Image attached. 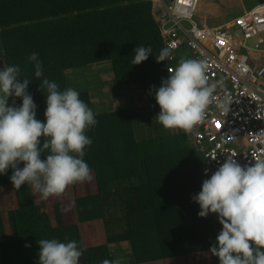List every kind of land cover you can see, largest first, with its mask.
<instances>
[{
    "label": "trees",
    "instance_id": "1",
    "mask_svg": "<svg viewBox=\"0 0 264 264\" xmlns=\"http://www.w3.org/2000/svg\"><path fill=\"white\" fill-rule=\"evenodd\" d=\"M161 43L151 0H0V66L18 64L21 78L32 81L28 91L37 118L45 120L46 95L43 78L34 76L27 59L32 52L43 62L44 76L61 90L77 89L98 121L87 130L93 143L84 156L97 190L90 183L84 193L74 189L78 221L67 217L65 200L42 199L27 184L15 189L11 168L0 174V196L6 199L0 207V264H38L42 238L77 240L83 264L115 261L118 251L129 264L162 258L195 264L203 253L219 264L210 246L222 225L199 216L192 200L202 186L200 155L185 134H167L154 122L160 107L149 82L158 85L164 73L156 59ZM136 46L153 53L132 65ZM102 72L116 81L109 91ZM133 87L139 89L130 95ZM94 222L100 228L86 235Z\"/></svg>",
    "mask_w": 264,
    "mask_h": 264
},
{
    "label": "clouds",
    "instance_id": "2",
    "mask_svg": "<svg viewBox=\"0 0 264 264\" xmlns=\"http://www.w3.org/2000/svg\"><path fill=\"white\" fill-rule=\"evenodd\" d=\"M151 2L163 42L156 59H166V68L162 71L167 75L161 79L159 87L152 85L149 89V94L155 95L160 106L154 122L160 124L167 134L169 130L171 135L180 133L188 137L190 146L201 158L199 175L202 181L203 154L189 133L205 118L209 104L216 99V84L209 82L205 62L196 58H182L174 69L167 71L170 53L178 57L182 54L181 47L191 48L185 43L188 40L185 31L181 34L185 44L179 49L166 46L163 30L174 25L172 20L165 24L158 14L169 4L159 0ZM262 4L264 1L243 12ZM242 13L220 25L230 24L232 30L234 18ZM192 20L199 26H209L198 23L194 16ZM181 24L186 28L192 21L183 20ZM237 32L240 33V30ZM259 36L264 37V32ZM252 38L256 39L254 48H264V42L256 46L257 36L245 40ZM133 52L132 65L145 61L153 53L151 47L144 46H136ZM27 59L33 64L34 76L43 78L39 82L40 90L44 89L42 92L46 95L45 120L37 118L38 105L28 91L32 81L21 78L20 65L0 66V174H6L11 168L10 180L15 189L20 190L22 185L27 184L46 200L59 196L69 185L93 179L84 156L86 147L93 143L87 130L98 121L77 89L69 87L61 90L55 80L44 76L43 62L37 52H32ZM263 81L264 77L261 79L262 87ZM9 98H12L11 104ZM16 98H22V103L17 104ZM231 102L226 97L218 102L217 107L227 113ZM222 126L223 121L218 122V127ZM235 155L228 154L223 163L202 181L201 190L192 196V200L200 206L199 216L218 220L222 225L210 246L211 253L219 258V264H264V158L253 156L254 163L241 165ZM38 244V264H83L81 259L85 260L83 249L75 239L42 238ZM165 259L168 258L153 261L152 264H163ZM102 264L119 262L104 259Z\"/></svg>",
    "mask_w": 264,
    "mask_h": 264
},
{
    "label": "built area",
    "instance_id": "3",
    "mask_svg": "<svg viewBox=\"0 0 264 264\" xmlns=\"http://www.w3.org/2000/svg\"><path fill=\"white\" fill-rule=\"evenodd\" d=\"M159 1L169 5L164 6L158 17L165 24L172 20L174 25L163 30L166 46L176 50L187 43L192 49V57L194 54V58L205 62L209 82L216 84V99L209 104L205 118L189 133L203 154L202 181L223 163L228 154H236L234 158L241 165L254 163L253 156L264 158V87L261 86L264 67L250 64L249 57L240 52L237 43L241 38L246 46L245 39L253 36L258 37L257 47L264 42V37L259 36L264 32V4L234 18V28L240 30L239 33L227 24L197 25L192 18L201 0ZM183 20H191L192 24L183 28ZM184 31L188 38L185 43L181 37ZM170 55L167 71L178 64L177 57L173 53ZM226 97L232 102L229 111L224 113L217 104ZM220 121H223L221 128L218 127Z\"/></svg>",
    "mask_w": 264,
    "mask_h": 264
},
{
    "label": "crops",
    "instance_id": "4",
    "mask_svg": "<svg viewBox=\"0 0 264 264\" xmlns=\"http://www.w3.org/2000/svg\"><path fill=\"white\" fill-rule=\"evenodd\" d=\"M221 1L222 2H218V0H210L207 4L201 6L200 11L202 12V15L200 17H198L197 22L207 24L209 26H217L220 24H224V23L228 22V20L230 18H232L234 15H238V14L242 13L245 9L251 8V7L255 6L256 4L263 2L264 0H236L235 2H233L231 0H221ZM251 1H253V2L249 3ZM222 3H224L225 6L228 5V7H230L231 10L234 11V13L230 14L228 17L220 14V16H221V18H220L217 16L218 13H216V15L213 16L214 11H218L220 9H226L227 6L225 7ZM154 17H156V16L154 15ZM237 43L240 45V48H239L240 52L249 56L250 64H254L256 66L264 64V48L258 49V48L253 47L254 44L256 43L255 38H252V39L246 41V46H243V40H241V38L237 39ZM162 46H163V42L161 43V48H162ZM181 51H182V54L178 57L176 56L177 57L176 63H179V61L182 58H189V57L194 58V54L192 57V53H191L192 50L189 49V47L183 46V47H181ZM187 55H188V57H187ZM161 63L163 64L162 65L163 68H166V59L164 61H161ZM263 84H264V81H263ZM62 199L67 200V198H62ZM96 230H97V228H96ZM85 231H86V235L88 233V236H89L91 234H94L95 229L86 228Z\"/></svg>",
    "mask_w": 264,
    "mask_h": 264
},
{
    "label": "rangeland",
    "instance_id": "5",
    "mask_svg": "<svg viewBox=\"0 0 264 264\" xmlns=\"http://www.w3.org/2000/svg\"><path fill=\"white\" fill-rule=\"evenodd\" d=\"M210 0H201L200 2H199V4H198V6H197V8H196V11H195V14H194V18L197 20L198 19V17H200L201 15H202V12L200 11L201 9H200V7L201 6H203V5H205V4H207L208 2H209ZM237 10V9H236ZM216 13H218V17H220L221 18V16H220V14L221 15H223V16H226V17H228L230 14H232V13H234V11L233 10H231V8L230 7H227L226 9H220V10H218V11H214L213 12V16H215L216 15ZM104 67H107L105 64H102ZM102 74L104 75H106V76H104L105 77V79L108 81V83L107 84H105V87L103 88V89H108V91H109V88L112 86V85H115V83H116V81L114 80H112V78H110V76H109V72L108 73H106V72H102ZM167 77V75L166 74H164V73H162L161 74V76H160V82L158 83V85H156L157 87H159L160 86V84H161V79L162 78H166ZM112 80V81H111ZM151 85L149 86V87H151L152 85H153V83H152V81L151 82H149ZM112 88H113V86H112ZM90 90H92V89H94V88H89ZM106 89H105V91H106ZM137 91V89H130L129 90V92L131 93L130 95H134L135 94V92ZM103 94V93H102ZM122 95H123V93H122ZM121 95V96H122ZM154 97H155V95L154 94H152ZM111 97H114V95L112 96V93H111ZM115 98H117L118 100L117 101H115V100H113L114 102V106H116L117 105V103L121 100L120 99V95H118V96H116ZM120 103V102H119ZM89 184L90 183V189H95V190H97V181H96V178L94 179H92L91 181H83V182H77V185L76 186H74L73 184L72 185H69L67 188H66V190L62 193V194H60L59 196H54L55 198L54 199H56V200H58V199H61V198H68L67 200H65V202L67 203L66 205L69 207V214H68V216L67 217H69L70 219H73L74 221H78L79 220V215H78V212H77V207H76V203H75V198L77 197V195L76 194H74V189H76V190H79V192L80 193H84V192H86V190H85V188H84V186H85V184ZM6 199L5 198H2L1 196H0V207H2L3 206V204H2V202H4ZM38 200L40 201L41 200V198L40 197H38ZM63 200V199H62ZM2 205V206H1ZM63 220H64V218H63ZM56 219L53 217V222H54V224L56 223ZM67 221H69V220H67ZM91 226L96 230V227L97 228H100V225H99V223H97V222H94V223H92L91 224ZM93 236H95V235H93ZM113 245H115V244H113ZM86 246V245H85ZM120 250H122V248H120ZM121 253H122V251H118V252H115V253H113V255L116 257V260L119 262V264H129V262H128V260H127V258H125V257H122L121 256ZM123 253H127V252H123ZM117 258H119V259H117ZM184 259V258H183ZM183 259H177V258H174V260H172V259H165L166 261L165 262H163V264H188L189 262H188V260H183ZM115 260V261H116ZM175 261V262H174ZM198 261L199 262H201V263H199V262H196L195 264H211V261H210V258H209V256H208V254H206V253H203V255H199V258H198ZM144 264H152L151 262L150 263H144Z\"/></svg>",
    "mask_w": 264,
    "mask_h": 264
}]
</instances>
